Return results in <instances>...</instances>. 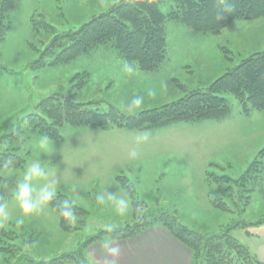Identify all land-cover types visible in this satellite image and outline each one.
<instances>
[{
  "label": "rangeland",
  "instance_id": "1",
  "mask_svg": "<svg viewBox=\"0 0 264 264\" xmlns=\"http://www.w3.org/2000/svg\"><path fill=\"white\" fill-rule=\"evenodd\" d=\"M119 1L17 0L10 11L0 14L1 26H9L0 36V151L17 147L15 155L24 159L21 168L0 172V207H4L0 211V264H29L65 252L74 261L64 264H94L90 254L103 253L108 237L81 247L83 242L103 230L132 227L142 220L151 223L125 238L136 237L129 241V258L158 252L181 255L161 236V232L170 234L169 230L154 221L165 214H175L179 224L203 235L227 231L247 247L251 264H259L264 258V183L250 193L249 204L241 211V204L229 199L227 183L209 181L206 173L232 180L241 176L264 146V111L244 114L236 99L225 95L230 110L220 119L128 132L63 124L61 141L43 137L22 123L24 116L40 113L39 102L51 94L90 102L102 110L113 106L130 116L160 108L192 91L205 90L245 58L264 50V17L235 20L214 35H203L180 20H167L163 24L166 59L153 72L131 67L113 48L102 45L69 63L51 64L50 55L44 57V65L35 63L54 34L76 31ZM174 5L172 0H159L158 8L167 13ZM81 83L80 89H72ZM137 96L143 97L140 106L132 104ZM15 130L19 135L9 138ZM111 153L119 157L113 160ZM34 166L41 175L25 180ZM116 176L133 183L135 200L142 202L135 215L131 198ZM24 183L32 189L30 214L22 212L15 198L18 185ZM114 190L124 192L125 202L115 197ZM59 193L87 211L80 229L74 224L72 231H63L58 213L43 199ZM99 196L103 200L100 209L96 205ZM211 199L226 202L230 209L213 207ZM122 201L126 209L121 213L117 208ZM80 247L84 259L78 254ZM199 250L200 256L202 247Z\"/></svg>",
  "mask_w": 264,
  "mask_h": 264
},
{
  "label": "trees",
  "instance_id": "2",
  "mask_svg": "<svg viewBox=\"0 0 264 264\" xmlns=\"http://www.w3.org/2000/svg\"><path fill=\"white\" fill-rule=\"evenodd\" d=\"M16 2L17 0H0V14L4 15L10 11ZM172 2L175 4L174 8L167 13L161 12L158 8L159 0L116 2L109 10L91 18L76 31L54 34L52 41L35 63L44 65V57L47 55L52 56L51 64L69 63L79 55L88 53L93 47L102 45L113 48L131 67L143 72H153L166 59L163 24L167 20H180L203 35H214L235 20H255L264 17V0H172ZM2 24L0 21V36L9 28L8 23L3 27ZM38 24L35 22L36 27ZM44 25L48 32L54 31L48 24ZM57 47L58 51L55 49ZM77 77L78 75L75 76ZM81 85L82 83L72 89H80ZM225 95L234 97L244 114L251 110L264 111V50L245 58L215 79L205 90L192 91L160 108L144 110L130 116L113 106L102 110L96 106L93 108L90 102L78 103L69 97L51 94L39 102L40 113L24 116L22 123L43 137L61 141L60 129L63 124L98 128L113 125L133 130L161 127L181 121L220 119L230 110ZM15 135H19V131L15 130L8 137L14 138ZM16 148L1 149L0 172L23 166L24 159L15 155ZM206 175L209 181L227 183L229 199L232 203L235 202L234 204H241L243 211L249 204L250 193L256 186L264 183V146L258 150L247 169L237 179L215 176L208 172ZM116 180L131 198L135 215L142 202L135 200L133 183L124 176H116ZM48 201L58 213L59 225L63 231H72L71 227L74 224L77 225V229L84 225L87 211L73 203L66 195L61 193L52 195ZM211 203L220 210L230 209L226 202L219 203L211 199ZM165 216L155 218L154 221L164 225L173 237L191 251V264H234L239 261L245 264L252 263L247 247L240 244L227 231L203 235L179 224L175 214ZM150 223L151 221L142 220L135 222L132 227L128 224L120 228L103 230L83 242L81 247L104 237L114 240L133 237ZM81 247L78 254L82 257ZM201 247L203 252L199 256ZM70 257L71 255L65 252L46 260H32L29 264H64L66 261H74Z\"/></svg>",
  "mask_w": 264,
  "mask_h": 264
},
{
  "label": "crops",
  "instance_id": "3",
  "mask_svg": "<svg viewBox=\"0 0 264 264\" xmlns=\"http://www.w3.org/2000/svg\"><path fill=\"white\" fill-rule=\"evenodd\" d=\"M97 129V128H96ZM108 129V131H113V132H128V131H134L130 129H125V128H117L114 126H111L110 128L105 127L102 128V130ZM151 129V128H150ZM149 129V130H150ZM112 143H115L113 140ZM112 154V159L114 160L115 157H119V155H116V153H111ZM122 191V190H121ZM115 194V197L120 198L124 200L125 202V196L122 195L124 193L122 191L119 192L118 190H114L113 192ZM100 194V193H99ZM101 195V194H100ZM113 197V196H112ZM111 197V198H112ZM103 200L101 199V196H99L98 203L96 205L100 209ZM126 204V203H125ZM105 210V209H102ZM141 232V231H140ZM161 236L163 239H165L167 242H170L171 246H174L176 249V254L179 252L181 255H175V254H169V253H153V254H148L144 256H135L133 258H129L128 254V245L130 244L129 241H132L135 238L129 239H122V240H114L111 238H108V240H104L103 244H107L108 246H105L107 248H101L103 253H92L89 256L91 260L93 261L94 264H190L191 256L192 253L191 251L183 245L181 242H177L176 240H173L171 235L166 231V232H161ZM102 244V245H103ZM178 252V253H177ZM108 253H114L113 255H108ZM97 254V255H96ZM259 264H264V258H260ZM261 262V263H260Z\"/></svg>",
  "mask_w": 264,
  "mask_h": 264
},
{
  "label": "clouds",
  "instance_id": "4",
  "mask_svg": "<svg viewBox=\"0 0 264 264\" xmlns=\"http://www.w3.org/2000/svg\"><path fill=\"white\" fill-rule=\"evenodd\" d=\"M132 104L135 106H140L143 104V97L137 96L132 100ZM41 173L39 171V168L34 166L32 167L28 173L25 174V180H30L33 177L40 176ZM32 189L27 183L18 185V195L15 197L16 200L19 201V207L25 214H30L33 212V203H32ZM44 200L49 199V196L45 195L43 197ZM122 207L117 208V211L123 212L126 209V204L122 201L121 202ZM4 207H0V211H3ZM20 223H23V220L19 221Z\"/></svg>",
  "mask_w": 264,
  "mask_h": 264
}]
</instances>
